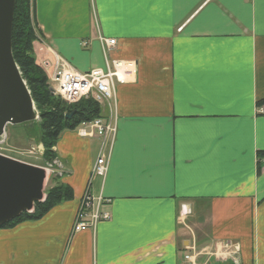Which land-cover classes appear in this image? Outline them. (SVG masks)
Returning a JSON list of instances; mask_svg holds the SVG:
<instances>
[{"label": "crops", "instance_id": "crops-1", "mask_svg": "<svg viewBox=\"0 0 264 264\" xmlns=\"http://www.w3.org/2000/svg\"><path fill=\"white\" fill-rule=\"evenodd\" d=\"M31 3L39 64L105 70L101 35L135 74L116 86L108 172L91 187L110 220L71 232L99 140L64 131L53 151L72 199L0 229V264H264V0Z\"/></svg>", "mask_w": 264, "mask_h": 264}, {"label": "built area", "instance_id": "built-area-1", "mask_svg": "<svg viewBox=\"0 0 264 264\" xmlns=\"http://www.w3.org/2000/svg\"><path fill=\"white\" fill-rule=\"evenodd\" d=\"M97 40L102 49L105 70L94 69L87 73H79L65 60L52 53L54 67L49 75V80L53 84V95L63 102L71 105L81 100H90L99 106L106 105L108 108V114L105 117L83 123L75 130L77 136L82 139H98L99 149L73 219L71 228L73 234L94 232L98 223L109 221L111 218L109 213L111 200L94 195L91 187L94 178L103 180L108 172V161L117 134L116 86L130 83L135 74V62L109 60L108 53L116 45L114 39H105L98 35ZM82 46L85 47L86 43L84 42ZM44 67L47 70L48 63H44ZM46 170L49 174L58 177L63 175L62 165L57 160L48 164ZM230 247L231 254L239 251L238 245H230ZM184 258L187 261L190 260L188 256Z\"/></svg>", "mask_w": 264, "mask_h": 264}, {"label": "trees", "instance_id": "trees-1", "mask_svg": "<svg viewBox=\"0 0 264 264\" xmlns=\"http://www.w3.org/2000/svg\"><path fill=\"white\" fill-rule=\"evenodd\" d=\"M37 40L33 24L30 0H16L11 32L12 56L19 68L34 102L39 118L37 123L39 143L43 149L42 166L51 163L56 155L53 148L64 131H74L81 124L100 118L99 106L82 100L73 105L65 104L50 92L49 80L44 69L34 57V43ZM72 115L70 119L65 116ZM264 158V152L258 154ZM59 178H51V187L45 192L43 202L35 203L31 213H23L0 229H7L22 222H34L43 218L56 205L71 200L72 190L60 184Z\"/></svg>", "mask_w": 264, "mask_h": 264}, {"label": "water", "instance_id": "water-1", "mask_svg": "<svg viewBox=\"0 0 264 264\" xmlns=\"http://www.w3.org/2000/svg\"><path fill=\"white\" fill-rule=\"evenodd\" d=\"M15 1L0 0V137L7 126L31 124L39 119L12 56ZM47 183L46 169L0 154V227L23 213H31L35 203L43 202Z\"/></svg>", "mask_w": 264, "mask_h": 264}, {"label": "rangeland", "instance_id": "rangeland-1", "mask_svg": "<svg viewBox=\"0 0 264 264\" xmlns=\"http://www.w3.org/2000/svg\"><path fill=\"white\" fill-rule=\"evenodd\" d=\"M40 66L42 67L41 64ZM49 72H52V68L49 69ZM50 86L53 87V84L50 83ZM38 121L39 119L31 124L8 126L5 130V135L0 138V153L20 162L42 166V149L41 146L38 145ZM59 181H61V178ZM50 185L51 183L49 180L46 190Z\"/></svg>", "mask_w": 264, "mask_h": 264}]
</instances>
